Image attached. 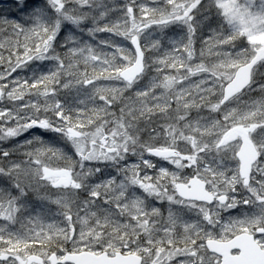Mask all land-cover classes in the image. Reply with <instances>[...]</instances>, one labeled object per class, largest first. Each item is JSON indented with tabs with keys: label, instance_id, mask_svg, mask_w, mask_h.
I'll return each instance as SVG.
<instances>
[{
	"label": "snow or ice",
	"instance_id": "6c2138e0",
	"mask_svg": "<svg viewBox=\"0 0 264 264\" xmlns=\"http://www.w3.org/2000/svg\"><path fill=\"white\" fill-rule=\"evenodd\" d=\"M0 264H264V0L0 10Z\"/></svg>",
	"mask_w": 264,
	"mask_h": 264
},
{
	"label": "rangeland",
	"instance_id": "374dc122",
	"mask_svg": "<svg viewBox=\"0 0 264 264\" xmlns=\"http://www.w3.org/2000/svg\"><path fill=\"white\" fill-rule=\"evenodd\" d=\"M10 4H12V2H9L8 0H0V10L8 7Z\"/></svg>",
	"mask_w": 264,
	"mask_h": 264
},
{
	"label": "water",
	"instance_id": "95a60500",
	"mask_svg": "<svg viewBox=\"0 0 264 264\" xmlns=\"http://www.w3.org/2000/svg\"><path fill=\"white\" fill-rule=\"evenodd\" d=\"M11 1H14V0H11Z\"/></svg>",
	"mask_w": 264,
	"mask_h": 264
},
{
	"label": "trees",
	"instance_id": "16d2710c",
	"mask_svg": "<svg viewBox=\"0 0 264 264\" xmlns=\"http://www.w3.org/2000/svg\"><path fill=\"white\" fill-rule=\"evenodd\" d=\"M12 3H14V2H12Z\"/></svg>",
	"mask_w": 264,
	"mask_h": 264
}]
</instances>
